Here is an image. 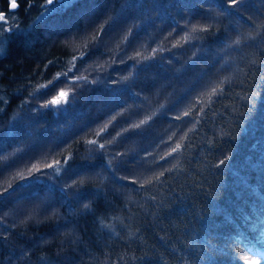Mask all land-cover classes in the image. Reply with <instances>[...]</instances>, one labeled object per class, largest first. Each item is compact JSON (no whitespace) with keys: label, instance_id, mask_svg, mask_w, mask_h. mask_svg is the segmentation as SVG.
Listing matches in <instances>:
<instances>
[{"label":"trees","instance_id":"trees-1","mask_svg":"<svg viewBox=\"0 0 264 264\" xmlns=\"http://www.w3.org/2000/svg\"><path fill=\"white\" fill-rule=\"evenodd\" d=\"M161 1L77 0L38 20L44 0H21L6 12L2 95L11 88L17 103L24 83L42 78L35 71L56 61L46 95L26 93L39 106L57 84L74 96L61 109L42 107L34 127L22 119L0 127V264H243L245 256L264 264L248 251L264 254V28L256 27L264 7L250 2L253 12L239 17L244 5L228 0H198L200 11L187 0ZM134 8L148 16L136 31ZM42 30H55L56 41ZM21 63L40 68L21 75ZM105 108L119 111L121 134L98 121ZM177 143L182 152L169 156ZM55 161L59 172L47 167ZM34 164L39 172H29Z\"/></svg>","mask_w":264,"mask_h":264},{"label":"bare ground","instance_id":"bare-ground-1","mask_svg":"<svg viewBox=\"0 0 264 264\" xmlns=\"http://www.w3.org/2000/svg\"><path fill=\"white\" fill-rule=\"evenodd\" d=\"M250 2H253L255 4H258V5H261L262 7H264V0H253V1H250V0H243V2L239 5H244L243 6V9L239 12H236L235 14L239 17H244L246 14L248 13H251L253 12V7L251 6ZM140 3V2H139ZM187 3L190 4L191 6H193V8H196L197 10H201L202 9V4H201V1H198V0H187ZM124 7L125 6V3H124ZM13 10L11 7H10V3L8 0H4L3 4L0 5V12L3 13V12H8V11H11ZM16 10V9H15ZM39 11L41 10H45L43 6H40V8L38 9ZM203 12V11H201ZM41 13L40 12L39 14L35 15L38 20H41L42 18H44L45 16H41ZM46 22V21H45ZM45 22H43V27H40L39 26V29H45ZM3 24V23H2ZM197 25V24H195ZM28 26L24 27V32L26 33H30V28ZM246 29H242L244 30V32L246 33L247 36L249 35H253L254 32L251 31V29L249 27H245ZM200 29V28H199ZM203 29V27H202ZM37 31V33H38ZM37 33L35 35H37ZM180 36L184 34L183 33H178ZM2 35H6L5 31L3 32ZM5 37V36H3ZM185 38V37H184ZM186 38H193L192 35H187ZM117 39L119 40V42L123 43L126 39V37L121 33H117ZM194 40H197V39H193ZM198 41V40H197ZM33 42V43H32ZM38 43V41L35 39H31L28 41L27 45L28 47H30V52L32 53V57H35V58H38L39 57V49L35 47V45ZM216 52H218L217 50H215ZM3 52V51H2ZM2 52H0V57H4L5 55L3 54L2 55ZM202 56V55H200ZM7 57V56H5ZM1 61H5L4 59H1ZM0 61V62H1ZM7 62V60H6ZM60 65H58V63L56 61H53L51 62V64L45 66L44 68L41 67V70L40 71H35L37 70L38 68H40V65L39 64H34L32 68H30L28 65L26 64H23L21 63V67L19 68L18 71L21 72V75H29V74H33L34 71L35 72H39L41 75H42V78L38 81H30V82H27V83H24L25 85L22 86L21 88V91H20V98L18 100L17 103H15V91L14 90H11V88H9L8 91L3 90V95L2 93L0 92V101L2 102V105L0 106V127L4 126V125H8L11 127V125H13L12 123L18 121L19 119H22L25 121V126H31V127H34L38 124L37 123H41L43 122L41 116L44 115L45 111L46 110H41L42 108V105L39 106V105H36V103H38L37 99H35V96L36 94H27L26 92L27 91H37V93H43V92H46L48 90V88L50 87V84L49 83L51 81V74H52V71H54L55 69H57ZM4 68H6L5 66H3ZM13 68V67H12ZM11 68V69H12ZM11 69H9V71H11ZM55 73V72H54ZM85 73V72H84ZM4 78H7L4 77L3 75H0V79H4ZM8 79V78H7ZM0 80V82L2 81ZM31 83H36L34 86L31 85ZM1 84V83H0ZM47 84L48 87L47 88H43L41 87L42 85H45ZM33 88V89H31ZM0 91H1V86H0ZM45 94V93H43ZM46 95V94H45ZM33 99V100H31ZM125 98H122L120 102H124ZM117 103V102H116ZM119 105L121 104H116L117 107L121 108ZM34 108V109H39L38 113L36 115H31V114H25V116H21L20 118H18V114L21 113V110L23 108ZM44 108V107H43ZM46 109H49V108H46ZM113 115V116H112ZM17 116V117H16ZM71 116L74 117V115L71 113ZM110 116V117H108ZM96 117L98 118V121L101 122L102 124L105 123V120L109 119L108 123H107V129L108 130H114L115 131V134L116 132L119 133V128L121 123L120 121L122 120V116L119 114V111L116 110V108L113 110H107L106 108L101 112V113H98L96 115ZM15 120V121H14ZM107 122V121H106ZM122 129V128H121ZM121 131V130H120ZM127 132V129L124 128V131L123 133ZM121 134V133H119ZM11 154L8 155V157H10ZM7 157V158H8Z\"/></svg>","mask_w":264,"mask_h":264},{"label":"snow or ice","instance_id":"snow-or-ice-1","mask_svg":"<svg viewBox=\"0 0 264 264\" xmlns=\"http://www.w3.org/2000/svg\"><path fill=\"white\" fill-rule=\"evenodd\" d=\"M76 2H77V0H44L43 7H44L45 11L41 13V16H45V15L50 14V13H55V12L59 11L61 8L66 10V9L72 7ZM228 2H229V5L234 8V7L237 6V4H241L243 2V0H228ZM54 4L58 5L59 7H49L50 5H54ZM10 7L12 9L18 8L19 7L18 0H11ZM29 7H31V3H29ZM0 21L3 22V25H0V37H2V34H3L4 31L11 32L12 28L11 27H7V28L4 27V26L9 24V21L6 18L4 13H0ZM256 27H257V29L264 28V24H257ZM198 30L199 31H209L210 29H207V28L198 29L197 27L193 26L192 32H196ZM185 39H187V38H185ZM3 43H4L3 39L0 38V46H2ZM240 43H241V38L238 37L235 40V44L239 45ZM2 51H3V48L0 47V52H2ZM139 55H140V53H137V56H139ZM49 63H51V61ZM68 71L69 72L72 71V68H69ZM64 76L67 77V72L64 73ZM56 79L59 80V76H57ZM79 80L87 81V77L86 76H78V77H76L75 80L72 81V84H76ZM49 83H52V82L50 81ZM61 83L68 84V81L64 80ZM221 83H224V81H221ZM41 87L47 88L48 85L45 84V85H42ZM56 88H59V91H56ZM56 88H54L52 90L55 94L52 95L51 99H48L42 105V107H44V108H52L53 110H57V109H61L62 106H67L69 104L70 97L74 96V93H72V92H70L68 90H65V88L60 86V84H57ZM220 91H222V89H220ZM217 94H218V88L217 87H213L211 89V92L207 94V96H208L207 103L209 105L212 103V97L216 96ZM202 103H203V101H202ZM64 110H66V108ZM201 111H203V109H201ZM189 114L190 113L186 111L184 113V116H188ZM145 122H146V120H142L140 122V124L133 125V127L134 128H139L140 125L144 124ZM105 128H107V125H105ZM117 135H119V133H117ZM88 143L95 145V144H97V141L89 140ZM97 146H98L99 149H104L105 148V144L104 143H99ZM180 152H182V145L180 143H177L171 149V152H169V156H172V155L180 153ZM227 159H230V157H226L225 159H221L219 161V164L220 165H224L226 163ZM59 163H60L59 161H55L54 164H48L47 167L48 168H52V167L55 166L56 167V171L59 172V170H60L59 169ZM170 170L171 169H169V171ZM39 171H40V167H39L38 164H34V165H32L31 168H29V172H39ZM19 175H23V173H19ZM163 175H164V172H160L159 176H157L155 179L159 180V178L161 176H163ZM133 183H135V181H133ZM147 183L150 184V183H152V181L149 180V181H147ZM140 186L144 187L145 185L141 184ZM6 190L7 189H5V191ZM0 195H3V193H0ZM84 207L87 209L89 206L87 204H85ZM259 223H260V227H261V230H262L261 234H262V236H264V219H261ZM254 227H255V225H254ZM248 251L256 252L257 256H264V254L260 253L258 250L255 249V246H253L252 248H249ZM242 259H243V264H261V259H249L246 256L242 257Z\"/></svg>","mask_w":264,"mask_h":264},{"label":"rangeland","instance_id":"rangeland-1","mask_svg":"<svg viewBox=\"0 0 264 264\" xmlns=\"http://www.w3.org/2000/svg\"><path fill=\"white\" fill-rule=\"evenodd\" d=\"M9 1V3H11V0H8ZM138 1V0H137ZM131 2V1H130ZM161 2H163L164 3V0H162ZM173 2V0H165V3H164V5H166V6H168L167 4H171ZM145 3V2H144ZM160 2H158V1H156V2H154V7L156 8V9H158V10H163V5L162 4H159ZM18 4H19V7L18 8H16V9H19L20 7H21V0H18ZM124 4H122L120 7V9L119 10H121V9H123L122 8V6H123ZM131 5H133V3L131 2L130 3V5L129 6H131ZM125 6H127V5H125ZM124 7V6H123ZM135 9V12H136V14H137V16H138V18H140V19H138L137 20V22L135 23V22H133V23H135L134 25H136L135 27H134V30L136 31V28L138 27L139 28V26L142 28V27H144V25L146 24L145 23V21H146V18L148 17V16H146V15H142L143 13H141V10H136V8H134ZM13 10H15V9H13ZM9 12V11H8ZM145 12H147V9L145 10ZM144 12V13H145ZM1 13V12H0ZM4 14H5V16H6V12H3ZM114 19H116V17L113 15V13L112 14H109L108 15V17H105V20L108 22V24H110V22L111 21H113ZM155 20V19H154ZM3 22L2 21H0V25H3L2 24ZM113 23V22H112ZM5 28H7V27H12L11 25H6V26H4ZM41 33H42V35H43V37L45 36L47 39H49V41L51 40V41H56V38H57V32L54 30V31H44V30H42L41 31ZM48 33H50L49 35H48ZM178 37H180V36H178ZM177 37V38H178ZM245 37L246 38H249V36H247V35H245ZM0 38H2L3 39V35H2V37H0ZM4 41V40H3ZM79 42H84V40L82 39V40H80ZM63 43V42H62ZM61 43V44H62ZM4 44V43H3ZM52 44V43H51ZM79 43H77L76 45H78ZM87 44V43H86ZM85 44V45H86ZM50 46V45H49ZM49 46L47 47V49L49 48ZM0 47H3V45L2 46H0ZM108 58H107V61H109L110 62V60H112V57L113 56H110V54H109V56H107ZM70 58V57H69ZM110 66H111V70H110V72H109V74L106 76V78H109L110 79V82H111V78H112V76H113V73H115V69H114V67H115V64H113V63H110ZM84 76V75H83ZM1 83V82H0ZM2 84V83H1ZM51 99V98H50ZM97 105H99V107L100 106H102L101 105V103H99V104H97ZM107 108V107H106ZM113 116V115H112ZM108 117H110V116H108ZM15 121V120H14ZM107 121V122H106ZM108 121H109V119H107V120H105V123H103V124H107L108 123ZM1 151V150H0ZM11 151H13V152H15L14 150H11ZM44 156V155H43ZM4 159H7V157L6 158H4ZM3 159V160H4ZM53 173H54V175H56L57 177L61 174V173H57V172H55L54 170H53ZM51 177L53 178V179H55L54 178V176L53 175H51ZM65 243V242H64Z\"/></svg>","mask_w":264,"mask_h":264}]
</instances>
